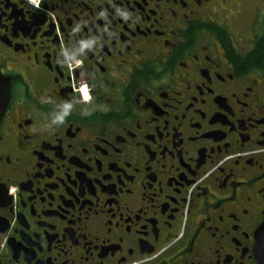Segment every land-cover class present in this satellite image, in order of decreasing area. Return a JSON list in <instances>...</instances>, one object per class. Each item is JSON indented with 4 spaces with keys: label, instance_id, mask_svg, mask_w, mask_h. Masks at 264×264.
<instances>
[{
    "label": "flooded vegetation",
    "instance_id": "flooded-vegetation-1",
    "mask_svg": "<svg viewBox=\"0 0 264 264\" xmlns=\"http://www.w3.org/2000/svg\"><path fill=\"white\" fill-rule=\"evenodd\" d=\"M0 264H264V0H0Z\"/></svg>",
    "mask_w": 264,
    "mask_h": 264
},
{
    "label": "water",
    "instance_id": "water-1",
    "mask_svg": "<svg viewBox=\"0 0 264 264\" xmlns=\"http://www.w3.org/2000/svg\"><path fill=\"white\" fill-rule=\"evenodd\" d=\"M9 80L0 72V119L9 100Z\"/></svg>",
    "mask_w": 264,
    "mask_h": 264
}]
</instances>
